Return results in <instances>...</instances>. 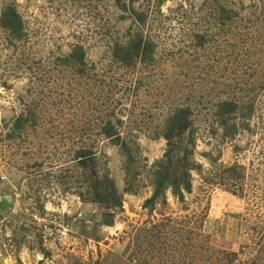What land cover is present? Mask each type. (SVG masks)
Returning <instances> with one entry per match:
<instances>
[{
  "label": "rangeland",
  "instance_id": "374dc122",
  "mask_svg": "<svg viewBox=\"0 0 264 264\" xmlns=\"http://www.w3.org/2000/svg\"><path fill=\"white\" fill-rule=\"evenodd\" d=\"M128 2L0 0V19L11 3L23 24L0 23V264H264V0H139L145 23ZM228 7L240 16L221 21ZM129 30L154 43L153 60L113 58ZM78 46L84 74L62 60ZM226 99L239 106L228 127L215 107ZM184 105L193 128L169 151L165 128ZM83 148L122 199L113 226ZM164 164L187 169L192 189L151 202Z\"/></svg>",
  "mask_w": 264,
  "mask_h": 264
},
{
  "label": "trees",
  "instance_id": "16d2710c",
  "mask_svg": "<svg viewBox=\"0 0 264 264\" xmlns=\"http://www.w3.org/2000/svg\"><path fill=\"white\" fill-rule=\"evenodd\" d=\"M136 1L139 0H129V12L133 14V17L136 19V21H138L139 23H145L147 19V14L143 11L135 10L133 3H135ZM120 7L123 8L124 11H127L126 4H122L120 5ZM219 11V17L221 21H231L236 19V17L238 18L240 16L238 15L237 10H234L233 8L229 7L225 9L221 8ZM3 12L4 13L1 16L2 19H0V23L2 22L3 25L11 28V30H13V33L21 32L23 30L22 19L20 14L17 12L15 6L10 3L4 8ZM121 18H129L128 13L122 14ZM197 37L200 41V45H202V41H205L206 39L205 35L199 34L197 35ZM112 48L113 58L117 62H119L120 65L131 67L136 64L137 60H141L144 63H148L153 60L155 47L153 42L147 41L144 38L142 32L135 31V33H132L131 30H129L125 36V39L120 40L119 38L117 41H115ZM76 50V52H73L69 56L64 57L62 60L65 62L66 65H71L73 67L78 64L81 65V67L79 66L78 73L84 74L85 70L84 68H82V65L85 66L86 54L81 46H78ZM61 58H59V60H61ZM215 107L217 108V115L221 118L222 123L226 127H228L227 124L230 121L231 117L236 115L239 111V106L237 102L233 100H220ZM248 111L249 112H247V114L245 115L246 117L253 113L252 109H249ZM190 116L191 108L189 107V105L177 107L172 116H170L164 133L165 138L169 141L171 146L169 151H173L174 149L173 146L175 145V142L172 141L175 139V137L179 138V136L186 132L189 128H193V124L189 119ZM25 121V117L19 116L16 118L14 126L17 128V130H21L23 129V122ZM234 130H236V127ZM231 132L232 131L230 129L226 131L227 134ZM103 133L111 139L114 145H117L123 150H126V154H128L129 157L132 159L131 154L127 150L126 142L121 139L116 127L110 121H108V123L105 124V126L103 127ZM231 135H234L233 132ZM93 155L94 152L91 149L83 148L77 151L76 159L78 161H81L80 163H82L83 165H88L90 161L93 162L92 169L87 171L85 174L89 178V180L91 179L90 182L93 189V195L91 196V198L103 204L107 209L104 213L103 224L106 226H113L117 214L112 209L113 207H123L122 199L118 194L114 181L107 176L101 177L98 175L99 173L96 169V166L98 164L96 161H94ZM188 155L189 153H185L183 158L187 160ZM168 158L169 160L171 159L170 154H168ZM164 169H166L165 164L162 166H158L156 170V177L161 173L164 174L163 179L158 180L155 184L156 188L154 195L152 196V200H150L151 202L157 199L159 196L164 195L167 188L169 187H172L174 193L178 194L181 198L183 197V190L190 192L192 189L190 173L187 171V169L183 170L182 173L178 174H171L168 168L163 171ZM128 189L131 190V188Z\"/></svg>",
  "mask_w": 264,
  "mask_h": 264
}]
</instances>
